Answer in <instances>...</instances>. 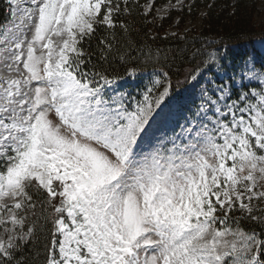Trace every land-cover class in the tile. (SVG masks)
Returning <instances> with one entry per match:
<instances>
[{
	"label": "snow or ice",
	"instance_id": "snow-or-ice-1",
	"mask_svg": "<svg viewBox=\"0 0 264 264\" xmlns=\"http://www.w3.org/2000/svg\"><path fill=\"white\" fill-rule=\"evenodd\" d=\"M27 4L0 31V264H29L30 188L55 213L45 264H264V241L247 236L241 250L224 237L243 233L216 227L264 200V87L250 90L264 64L242 57L230 67L219 52L196 63L193 52L186 81L198 82L205 65L223 79L209 80L181 131L145 153L180 106L171 76L161 68L164 79L137 98L95 65L85 70L91 58L80 47L97 27H117L119 0ZM172 52L164 60L183 59Z\"/></svg>",
	"mask_w": 264,
	"mask_h": 264
},
{
	"label": "trees",
	"instance_id": "trees-1",
	"mask_svg": "<svg viewBox=\"0 0 264 264\" xmlns=\"http://www.w3.org/2000/svg\"><path fill=\"white\" fill-rule=\"evenodd\" d=\"M147 1L128 0L125 6L123 0H119L121 10L114 17L117 27L115 29L97 27L91 37H86L81 42L80 47L85 56L91 58L90 62L86 63L85 70L92 69L95 65L96 71H104L115 80H120L132 76L129 73L133 69L135 73L155 70L161 75L163 68L171 76L173 94L180 95L190 82L185 80V75L193 67L189 63L193 60V52L201 53L195 57L196 63L200 60L207 61L209 55L219 52L225 57L224 63L230 67L239 64L242 57L248 58L252 53L260 54L255 47V40L264 38V23H258L255 16L260 0H188L182 7L172 8L163 16L155 14L154 6L167 0H154V6L150 11L144 8ZM201 8H205L206 11L199 28L174 33L168 30L176 18L177 26L182 28L188 18L199 16ZM11 13L10 0H0V31ZM105 37L112 50L110 54L105 53L107 59H102L101 39ZM174 49L183 50V59H177L175 62L171 59L164 60L165 55L168 57L173 55ZM29 192L33 195L37 207L34 214L29 212L27 222L32 224L36 220L37 231L35 241L25 246L29 249L25 256L29 258V264H45V245L50 246L51 243L49 230L52 228L51 218L55 213L44 204L43 191L30 188ZM223 215L222 212L221 217ZM45 216L49 217L47 223L44 222ZM251 216L256 218H250ZM262 221L263 207L255 209L251 214L236 208L228 214L224 225L240 226L255 232L260 241H264Z\"/></svg>",
	"mask_w": 264,
	"mask_h": 264
},
{
	"label": "rangeland",
	"instance_id": "rangeland-1",
	"mask_svg": "<svg viewBox=\"0 0 264 264\" xmlns=\"http://www.w3.org/2000/svg\"><path fill=\"white\" fill-rule=\"evenodd\" d=\"M188 2V0H167L166 2H163L161 4H157L154 6V0H148L144 8L146 11H150L154 6V12L158 16H163L168 13V11L172 8H179L185 5ZM13 4V13H16L15 16L10 18V20L6 23L4 29L12 28L14 23L18 22V17L22 14L25 8L28 7L27 0H14L12 2ZM206 9L201 8L199 16L197 18H188L182 28H179L177 26V18L175 21L168 27V30L172 33L181 31L185 32L187 30H192L194 28H199L202 24V17L205 14ZM256 21L258 23H264V0H260L258 4V10L256 12ZM57 43H59L60 38H54ZM255 45L257 49L260 51V55H256L255 53L251 54L249 57H254L257 68H259L260 64H264V38H259L256 40ZM239 64H236L234 67L238 66ZM232 67V66H231ZM230 74V73H229ZM217 82L219 80L223 79V76L217 72L216 68L208 69L207 66L205 67V70H203V75L200 76L198 82L190 81L188 86L183 90L182 96L176 97L174 96V99L176 101H179V107L173 106L171 110V115L169 120L166 123L158 124L157 125V131L156 136L161 138V140H153L152 144L146 145L143 148V151L145 153L149 151L155 150V148L158 146V144L161 141H164L167 139V137H171L173 135V131L176 133H179L181 131L180 126L185 123V119H191L192 112L195 111L196 105L200 102V92L201 88L211 79L217 78ZM156 79L163 80L164 78L159 75L157 71H147L141 74L135 73L131 78L124 79L121 81H116L115 84L112 86L115 89L119 90L120 92L125 93H131L133 96H136L139 98V94L144 90L145 86H150V82L154 81ZM244 83H248L247 80L244 81ZM255 86V87H253ZM251 91L258 92L262 87H264V79L257 80L255 78L251 81ZM162 91V87L159 89ZM167 102V101H166ZM209 116H212V113H208ZM248 113H245V117L248 118ZM55 119V117L53 116ZM223 122V118H222ZM168 147H171V144L169 143L167 145ZM259 176V173H257ZM260 183H264V181H261ZM260 191H264V188H260ZM253 211L255 209L264 208V200H253ZM238 210H240L237 207ZM246 212V211H243ZM222 212H218V215L221 216ZM248 213V212H247ZM222 225V226H221ZM224 224L217 223L216 227L223 229L224 227H227L231 229L233 232L239 231L240 233H243L244 236L241 237L239 235H232L229 234L224 239L228 240L229 242L235 243L237 245V248L243 250L245 243L247 242V236L255 235L256 240H258V237L256 236L255 232L248 231L240 226H223ZM2 230H0V235H2ZM259 241V240H258Z\"/></svg>",
	"mask_w": 264,
	"mask_h": 264
}]
</instances>
